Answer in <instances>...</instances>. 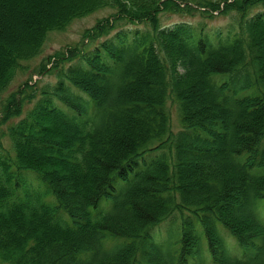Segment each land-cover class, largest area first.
<instances>
[{
    "label": "trees",
    "instance_id": "trees-1",
    "mask_svg": "<svg viewBox=\"0 0 264 264\" xmlns=\"http://www.w3.org/2000/svg\"><path fill=\"white\" fill-rule=\"evenodd\" d=\"M106 7L3 103L1 123L35 99L0 154V261L264 264V0H0V94Z\"/></svg>",
    "mask_w": 264,
    "mask_h": 264
},
{
    "label": "rangeland",
    "instance_id": "rangeland-1",
    "mask_svg": "<svg viewBox=\"0 0 264 264\" xmlns=\"http://www.w3.org/2000/svg\"><path fill=\"white\" fill-rule=\"evenodd\" d=\"M113 12V9L106 7L99 9L95 12H92L88 15H85L80 18H76L72 20L69 24H67L62 30L50 31L47 35V38L44 42L42 47V51L39 55L35 56L31 60L24 62V68L17 69L14 78L9 83L7 89L0 94V154H6V151L10 150V142L7 136L8 127L13 123L17 122V120L24 115L25 111L30 109L35 101V99H31V101L27 102L28 99H25L23 112L19 117H13L9 119L7 122L1 123V110L3 107V103L5 99L8 97L10 93H18L21 89L23 83L28 81L30 84L34 85L33 89L29 92H33V94L39 93L41 91L44 84L53 82L54 78L52 74L49 73H38L40 70V66L42 62H45L46 67L50 68L53 64L52 60L50 62H46L45 58L48 56H52L55 51H66L68 48L75 44H80L81 37L84 32L90 31L92 26L96 23L98 19H103L104 17L108 16L110 13ZM162 21L161 24L165 26H169V24L179 22V21H193V22H200L203 21L206 24V27L209 29H221L226 23V17L222 15H217L210 19L201 18L198 15H194V17L189 18L188 16H179V15H167L163 16L162 14ZM86 42V40H84ZM26 93V92H24ZM24 95H28L27 93ZM170 111H171V123L172 128L176 130L178 126L177 116L174 110V107L169 104ZM10 153V151L8 152ZM30 176L33 178L31 179L32 184L36 186H42L41 182L32 174L29 173ZM43 188V186H42ZM43 192V191H42ZM45 195L49 196V193L44 192ZM52 198V197H51ZM105 201L102 202L104 205ZM101 204V206H102ZM105 206V205H104ZM68 219V217L65 215ZM0 264H8L6 262L0 261Z\"/></svg>",
    "mask_w": 264,
    "mask_h": 264
}]
</instances>
